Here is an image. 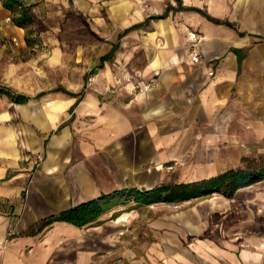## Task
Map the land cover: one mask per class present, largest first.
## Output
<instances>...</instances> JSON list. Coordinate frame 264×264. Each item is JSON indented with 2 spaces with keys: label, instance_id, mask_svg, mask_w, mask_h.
<instances>
[{
  "label": "crops",
  "instance_id": "obj_1",
  "mask_svg": "<svg viewBox=\"0 0 264 264\" xmlns=\"http://www.w3.org/2000/svg\"><path fill=\"white\" fill-rule=\"evenodd\" d=\"M20 1L32 6L33 23L40 8L55 23L72 9L86 18L102 5ZM173 1L157 13L109 18L114 28L94 17L105 41L91 68L94 82L86 90L84 84L79 91L58 85L25 93L32 97L27 102L11 101L17 114L0 111V264H264V190L249 186L227 199V222H211V235L194 233L189 243L183 232L177 240L146 243L139 253L124 250L117 237H95L90 224L63 221L26 233L49 215L135 186L133 175L191 152L264 154V0H212L209 11L181 0L198 10L149 17L176 9ZM175 13L191 18H171ZM0 20L13 23L2 0ZM193 32L200 38L198 61L191 55ZM113 45V57L101 61ZM49 93L50 106L33 105ZM98 242L108 247L100 250Z\"/></svg>",
  "mask_w": 264,
  "mask_h": 264
},
{
  "label": "rangeland",
  "instance_id": "obj_2",
  "mask_svg": "<svg viewBox=\"0 0 264 264\" xmlns=\"http://www.w3.org/2000/svg\"><path fill=\"white\" fill-rule=\"evenodd\" d=\"M100 1L101 7L93 9L91 13L86 12V18L72 9L68 11L66 18H58V22L51 23L45 18L44 9L40 8L35 22L25 28L16 27L11 21L0 20V84L27 94L50 90L58 85L79 91L84 84L86 90V86L95 80L91 68L98 64V57L105 42L102 40V34L92 24L94 17L109 20L110 26L114 28L115 24L109 18H133L136 14L141 17L159 12L168 2L175 4L173 0ZM183 2L192 6L202 5L207 11L212 8V0ZM170 17L189 18L190 14L175 13ZM54 24L55 27H52ZM18 34L21 37H18ZM26 36L34 38L33 46L26 45ZM53 96L54 93H49L34 100L33 105L50 106ZM3 109H10L12 114H17L20 110L11 104L10 99L1 96L0 111ZM13 121L23 122L20 118ZM246 153L202 152L198 154L202 156L198 157L195 152H191L192 155L187 159L175 158L163 164L161 168H150L148 175H140L137 178L133 175L131 179L137 187L198 180L244 165V158L252 157ZM257 153L252 158L264 157V154ZM248 186L252 190L262 191L264 179ZM228 198L231 197L214 193L184 201L156 202L149 205H138L130 201L104 213L89 226L96 233L95 237L102 236L109 240L117 237V240L124 242V250L138 248L141 253L142 245L159 239L177 240L183 232H186L188 243L190 239H194V233L199 237L211 235V222L221 224L228 221L225 214H222L226 212ZM123 213H127L124 220L116 221L118 216L115 214ZM184 228L187 230L183 231ZM99 247L103 250L108 247V243L100 242Z\"/></svg>",
  "mask_w": 264,
  "mask_h": 264
},
{
  "label": "trees",
  "instance_id": "obj_3",
  "mask_svg": "<svg viewBox=\"0 0 264 264\" xmlns=\"http://www.w3.org/2000/svg\"><path fill=\"white\" fill-rule=\"evenodd\" d=\"M177 8L171 5L158 15L149 16L150 18H164L169 10H198L191 6H182L181 0H176ZM3 6L12 13V21L16 26L27 27L34 21L32 6H25L20 0H2ZM208 18H211L208 16ZM27 46L34 45V38L25 37ZM117 48L113 45L110 52L101 56L100 60L111 59ZM55 90L66 92L70 95L74 93L65 88L58 87ZM45 92L36 94L33 98L41 97ZM0 96H5L10 101L18 104L27 102L31 96L12 90L10 87L0 84ZM79 99H77L78 101ZM77 103V102H76ZM244 165L228 169L216 175L193 180L189 182H165L151 185L148 187L127 186L115 189L108 193H101L98 197L86 200L80 204L49 215L27 230V234L34 235L41 232L44 228L50 226L56 221L71 223L77 227H82L96 221L104 213L112 210L116 206H124L130 201L138 205H149L156 202H174L184 201L193 198L204 197L214 193L222 194L225 197H232L234 193L245 186H248L258 180L264 179V157L252 158L245 157ZM116 216L118 214H115Z\"/></svg>",
  "mask_w": 264,
  "mask_h": 264
},
{
  "label": "built area",
  "instance_id": "obj_4",
  "mask_svg": "<svg viewBox=\"0 0 264 264\" xmlns=\"http://www.w3.org/2000/svg\"><path fill=\"white\" fill-rule=\"evenodd\" d=\"M190 39L192 40V44H191V47H192V51H191L192 60L193 61H198L199 56H200V53H199V50H198L200 38L198 37V35L196 33L195 34L191 33ZM149 87H150V85L147 84L144 89L147 90Z\"/></svg>",
  "mask_w": 264,
  "mask_h": 264
}]
</instances>
